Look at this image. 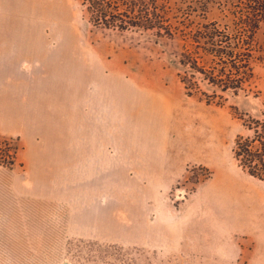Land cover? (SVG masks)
Here are the masks:
<instances>
[{
  "label": "rangeland",
  "instance_id": "374dc122",
  "mask_svg": "<svg viewBox=\"0 0 264 264\" xmlns=\"http://www.w3.org/2000/svg\"><path fill=\"white\" fill-rule=\"evenodd\" d=\"M163 1L230 26L235 0ZM255 41L253 83L217 105L187 95L176 41L95 29L81 0H0V136L18 148L0 264H264V183L232 156L233 108L264 117V21Z\"/></svg>",
  "mask_w": 264,
  "mask_h": 264
},
{
  "label": "trees",
  "instance_id": "16d2710c",
  "mask_svg": "<svg viewBox=\"0 0 264 264\" xmlns=\"http://www.w3.org/2000/svg\"><path fill=\"white\" fill-rule=\"evenodd\" d=\"M89 24L119 34L147 33L156 41H176L180 47L178 79L188 96L199 93L200 84L212 89L202 93L208 103L221 105L228 93H246L254 80L256 60L255 34L264 21V0L231 1V24L207 21L205 4L195 9L171 7L163 0H81ZM195 17L202 23L195 22ZM235 116L242 122L246 135L236 136L233 160L249 177L264 183V117L248 114ZM18 148L10 139L0 136V168L13 170L17 165Z\"/></svg>",
  "mask_w": 264,
  "mask_h": 264
},
{
  "label": "crops",
  "instance_id": "0c3cea01",
  "mask_svg": "<svg viewBox=\"0 0 264 264\" xmlns=\"http://www.w3.org/2000/svg\"><path fill=\"white\" fill-rule=\"evenodd\" d=\"M77 125L73 123H71V127H70V135H69V153H68V158L67 157V153L64 152L63 150V155H62V160L63 163H61L62 165L64 164L65 167H70V168H77L78 166V162H77ZM64 149V146H63ZM66 155V156H65ZM68 161V163H67ZM63 165V166H64Z\"/></svg>",
  "mask_w": 264,
  "mask_h": 264
}]
</instances>
